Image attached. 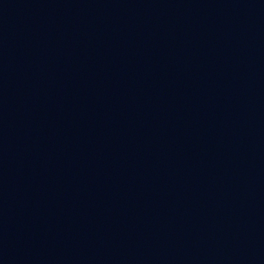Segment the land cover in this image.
I'll return each mask as SVG.
<instances>
[{
	"label": "water",
	"instance_id": "obj_1",
	"mask_svg": "<svg viewBox=\"0 0 264 264\" xmlns=\"http://www.w3.org/2000/svg\"><path fill=\"white\" fill-rule=\"evenodd\" d=\"M219 264H264V0H240L236 124Z\"/></svg>",
	"mask_w": 264,
	"mask_h": 264
}]
</instances>
